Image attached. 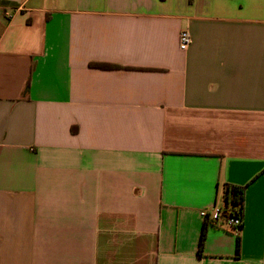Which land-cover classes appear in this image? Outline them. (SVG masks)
I'll return each instance as SVG.
<instances>
[{
  "label": "crops",
  "instance_id": "0c3cea01",
  "mask_svg": "<svg viewBox=\"0 0 264 264\" xmlns=\"http://www.w3.org/2000/svg\"><path fill=\"white\" fill-rule=\"evenodd\" d=\"M0 264H264V0H0Z\"/></svg>",
  "mask_w": 264,
  "mask_h": 264
},
{
  "label": "trees",
  "instance_id": "16d2710c",
  "mask_svg": "<svg viewBox=\"0 0 264 264\" xmlns=\"http://www.w3.org/2000/svg\"><path fill=\"white\" fill-rule=\"evenodd\" d=\"M95 67L101 69H111L112 67L107 64H95ZM28 89V88H27ZM26 89V91H27ZM25 91V92H26ZM77 129L73 128V132H76ZM224 218H241L244 214V189L236 186H227L224 194ZM205 241V231H203L200 241V247H203ZM237 246L239 251V239H237Z\"/></svg>",
  "mask_w": 264,
  "mask_h": 264
},
{
  "label": "built area",
  "instance_id": "2783aa9c",
  "mask_svg": "<svg viewBox=\"0 0 264 264\" xmlns=\"http://www.w3.org/2000/svg\"><path fill=\"white\" fill-rule=\"evenodd\" d=\"M191 44V36L188 32L183 31L180 34L179 37V47L181 50L185 51L187 50V48L189 47V45ZM201 216L207 220V221H211L215 224H223L224 226H226L227 228H230L231 230H233L235 233H238L239 230L242 227V219L241 218H228L225 219L224 218V211H223V207H218L215 206L213 208H211L210 210H203L201 212Z\"/></svg>",
  "mask_w": 264,
  "mask_h": 264
}]
</instances>
